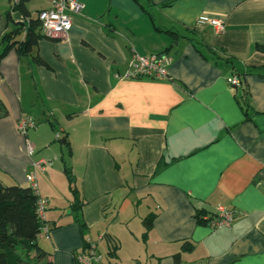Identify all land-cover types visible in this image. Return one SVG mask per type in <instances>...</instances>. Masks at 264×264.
<instances>
[{"label": "crops", "instance_id": "1", "mask_svg": "<svg viewBox=\"0 0 264 264\" xmlns=\"http://www.w3.org/2000/svg\"><path fill=\"white\" fill-rule=\"evenodd\" d=\"M79 1L67 38L42 36L0 63V178L36 177L49 200L50 233L39 238L49 259L76 264L90 236L102 237L106 264H175L177 253L182 264H264V0ZM12 3L0 0V40L16 26ZM29 4L32 16L42 10ZM203 15L225 29L199 24ZM163 51L171 78L126 76L134 52ZM25 115L36 120L26 135L17 126ZM199 208L235 219L213 227Z\"/></svg>", "mask_w": 264, "mask_h": 264}, {"label": "trees", "instance_id": "2", "mask_svg": "<svg viewBox=\"0 0 264 264\" xmlns=\"http://www.w3.org/2000/svg\"><path fill=\"white\" fill-rule=\"evenodd\" d=\"M31 0H20L12 4V11L8 13L9 18L16 23L13 29L6 31L1 37L3 49L0 52V63L2 59L13 48H16L21 55H28L32 52L38 39L45 36L42 33L41 23L36 14L32 16L27 8ZM20 11L25 18L24 22H16L13 13ZM264 51V46L257 45ZM166 52V51H163ZM1 78V74H0ZM245 103L246 100H245ZM8 114L6 105L0 98V118ZM71 154V151L69 155ZM65 173L69 180L70 190L73 194V208H81L82 201L79 198V190L72 168L67 165L65 156ZM204 210L199 208L197 218L204 220ZM155 214H150L144 219L146 231L153 227ZM213 217H210L212 219ZM42 232V222L37 212V195L31 185L5 184L0 178V264H53L49 259L48 252L39 242ZM88 252L86 242L82 253ZM175 264H182L181 254L174 256Z\"/></svg>", "mask_w": 264, "mask_h": 264}, {"label": "built area", "instance_id": "3", "mask_svg": "<svg viewBox=\"0 0 264 264\" xmlns=\"http://www.w3.org/2000/svg\"><path fill=\"white\" fill-rule=\"evenodd\" d=\"M20 0H13V5ZM84 9V4L79 0H51V5L38 12V19L41 23L42 33L45 36L53 38H67L72 27L71 12L80 13ZM199 24H208L215 27L217 33H221L225 29V21L221 18L203 15L198 20ZM172 62V56L168 52H152L148 54H140L134 52L131 57L130 67L127 71V77L135 78H153V79H169V66ZM230 83L235 86L242 84L241 79L234 75L229 79ZM18 130L26 135L29 129L36 126V120L33 115L22 116L18 121ZM59 137V133L56 134ZM27 154L32 157L35 154L34 146L26 142ZM48 161L45 159H36L32 161V165L37 170H45ZM31 186L37 195V212L42 222L41 236H48L50 226L47 223L46 211L49 208V200L39 194L37 179L30 176ZM235 219V212L229 209H220L217 218L210 219L207 215L204 220H208L211 226L217 227L222 225H230ZM102 237H100L101 239ZM100 239H94L90 236L86 238L88 244V252L77 255L76 264H106L104 255L98 251V242Z\"/></svg>", "mask_w": 264, "mask_h": 264}, {"label": "rangeland", "instance_id": "4", "mask_svg": "<svg viewBox=\"0 0 264 264\" xmlns=\"http://www.w3.org/2000/svg\"><path fill=\"white\" fill-rule=\"evenodd\" d=\"M48 4H49V2H48V0H31L30 1V4H29V8L31 9V12L34 14L35 13V11L37 10V9H43V8H45V7H47L48 6ZM176 41H174V43H175ZM30 130V129H29ZM63 145H61V143H60V140L58 139V138H55V139H53V147H57V148H60V147H62ZM64 147V146H63ZM40 153H41V151H39ZM38 152V153H39ZM43 154V153H42ZM41 154V155H42ZM58 158L56 159V165H62V161H61V158H60V156H61V154H62V152L61 151H59L58 150ZM35 155V154H34ZM36 156V155H35ZM33 157V156H32ZM62 159H63V155H62ZM50 163H52V162H55V159L53 158V157H50ZM67 211H69V210H67Z\"/></svg>", "mask_w": 264, "mask_h": 264}, {"label": "water", "instance_id": "5", "mask_svg": "<svg viewBox=\"0 0 264 264\" xmlns=\"http://www.w3.org/2000/svg\"><path fill=\"white\" fill-rule=\"evenodd\" d=\"M13 17H14V20L16 22H24L25 21V18L22 16L20 11L14 12ZM63 142H65V140Z\"/></svg>", "mask_w": 264, "mask_h": 264}]
</instances>
